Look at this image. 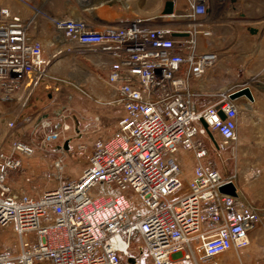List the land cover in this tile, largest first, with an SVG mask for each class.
Segmentation results:
<instances>
[{
	"label": "built area",
	"instance_id": "1",
	"mask_svg": "<svg viewBox=\"0 0 264 264\" xmlns=\"http://www.w3.org/2000/svg\"><path fill=\"white\" fill-rule=\"evenodd\" d=\"M153 1L148 14L136 6L132 19L116 25L43 15L57 33V55L81 56L101 69L97 77L112 93L108 104L121 116L112 131L92 142L79 177L62 181L58 160L51 174L57 186L37 195L17 193L9 181L35 148L3 140L0 264H125L136 236L151 264H219L221 256L249 245L258 209L211 151L221 153L237 141L241 114L252 121L256 116L252 81L224 90L214 104L194 103V84L219 58L202 51L200 42L212 37L211 21L222 24L231 15L227 5L239 0ZM167 1L173 12L166 15ZM30 21L0 9V93L21 97L22 108L44 81L57 82L48 73L49 58L29 34ZM244 90L248 94L232 97ZM14 111L0 115V122L19 132L30 117L4 120ZM68 129L62 124L63 132ZM61 133H47L43 141L54 142ZM77 149L87 151V145ZM59 150L63 155L65 149ZM227 185L234 194L220 191ZM7 230L14 237L3 241Z\"/></svg>",
	"mask_w": 264,
	"mask_h": 264
},
{
	"label": "rangeland",
	"instance_id": "2",
	"mask_svg": "<svg viewBox=\"0 0 264 264\" xmlns=\"http://www.w3.org/2000/svg\"><path fill=\"white\" fill-rule=\"evenodd\" d=\"M155 5L153 0H142L140 3L134 0H0V9L8 8L12 14L25 20L30 18L29 34L49 58L48 73L52 76L56 75L52 69L57 63V82H43L57 89V108L42 110L37 116L29 115L33 109L28 111V105L36 96H44L40 93V87L30 92L23 108V100L21 97L19 99L18 95L4 99L0 93V115L8 113L11 108L15 110L4 120L30 117L28 125L19 132L8 130L0 122V146L4 144L3 140L9 138L20 140L35 148L34 157L23 164L22 170L10 177L9 181L17 193L37 195L55 188L58 183L51 174L58 160H62V181L79 177L92 142L112 131L121 116L119 108L108 104L112 100V93L100 82L94 66L81 56L74 58L66 54L57 55V33L43 15L48 19H83L98 27L99 23L111 22L107 24L116 25L120 19H132L136 6L140 13L148 14ZM227 11L231 15L224 19L222 24L214 25L213 20L211 21L212 37L207 42H200L202 51L217 52L219 58L214 67L208 69L198 82L199 86L194 84L199 95L194 99L195 107L214 104L219 100L217 95L224 90L242 85L260 75L258 72L261 70L260 36L264 28V0L231 2L227 5ZM35 12L38 14L35 15ZM253 103H256L255 99ZM256 108L255 104L256 116L252 121L255 128L260 126L257 121L260 120V111L257 112ZM24 110L26 113H23ZM43 122H49L50 127L43 128ZM62 124L69 129L63 132ZM57 131L62 132L58 140L50 143L43 141L47 133ZM244 133L239 127L237 141L225 145L221 153L212 150L211 157L225 175L233 176L237 187L260 213V209L264 208V147L261 131L255 129L253 135L248 137ZM64 140L68 141L67 149ZM79 144H86L87 151H79ZM59 149H65L63 155ZM186 172L190 174L191 169L187 168ZM27 178L30 179L28 182ZM132 206L135 208L137 205ZM12 235L7 230L3 241L10 240ZM134 241L125 264H128V259L136 264H151L145 252L139 248L142 244L140 237L136 236ZM219 259L223 264H249L246 249L239 253L229 252ZM175 264L192 263L180 261Z\"/></svg>",
	"mask_w": 264,
	"mask_h": 264
},
{
	"label": "crops",
	"instance_id": "3",
	"mask_svg": "<svg viewBox=\"0 0 264 264\" xmlns=\"http://www.w3.org/2000/svg\"><path fill=\"white\" fill-rule=\"evenodd\" d=\"M260 38H261V45H260L261 70L260 72H258L260 73V75H256L252 79H250L252 81L251 83L253 86L252 90L255 95L254 99L256 100L255 103L257 107L256 109L258 110L257 112L260 111V120L257 119L258 124H260V126L255 128L254 126L255 124L252 122V120H250L245 114H241L239 119V127L245 132L244 134L246 135V137L253 135L255 129L260 130L262 145L264 147V28L262 29ZM72 57L75 58L77 56H72ZM91 61H94V58ZM94 68L97 76L99 70L101 69H98L97 67ZM52 71L54 72V74L56 73L57 75V63L55 64ZM239 86L240 85H236L235 87H239ZM40 88H41L40 93H43L44 96L42 95L36 96V99H34V101L30 103L27 107L28 111L33 109V111H30L29 114L32 117L37 116V114H39V112H41L42 110L46 111L53 108H57V89L51 88L46 83H42ZM24 112L26 113V110H24L23 113ZM47 120H51V119H47ZM65 141L66 140H64V142ZM263 195H264V191H263ZM259 217L260 219L259 222L257 223V226H255L254 229L252 230V232L253 231L254 232L253 233L251 232L249 234V245L246 248V257L249 264L250 263L264 264V208L260 209Z\"/></svg>",
	"mask_w": 264,
	"mask_h": 264
},
{
	"label": "water",
	"instance_id": "4",
	"mask_svg": "<svg viewBox=\"0 0 264 264\" xmlns=\"http://www.w3.org/2000/svg\"><path fill=\"white\" fill-rule=\"evenodd\" d=\"M172 12H173V3L171 1L165 2L164 9H163V14L167 15V14H171ZM241 94H248V92L246 90H244V91H241V92L235 94L232 97H236V96L241 95ZM220 191L223 192V193L231 194V195L234 194V188L231 185H227V186L222 187L220 189ZM127 262H128V264H136V262L131 260V259H128Z\"/></svg>",
	"mask_w": 264,
	"mask_h": 264
},
{
	"label": "bare ground",
	"instance_id": "5",
	"mask_svg": "<svg viewBox=\"0 0 264 264\" xmlns=\"http://www.w3.org/2000/svg\"><path fill=\"white\" fill-rule=\"evenodd\" d=\"M254 112V111H253ZM188 160L185 162V165L188 164ZM187 168H190V165H186ZM14 237V235H12V237L10 238V240ZM220 260V259H219ZM219 264H223L222 261L220 260V263Z\"/></svg>",
	"mask_w": 264,
	"mask_h": 264
}]
</instances>
